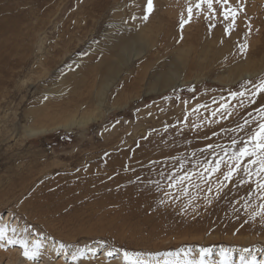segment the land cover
Here are the masks:
<instances>
[{"label": "rangeland", "instance_id": "374dc122", "mask_svg": "<svg viewBox=\"0 0 264 264\" xmlns=\"http://www.w3.org/2000/svg\"><path fill=\"white\" fill-rule=\"evenodd\" d=\"M230 3L243 11L225 35L218 6L211 30L203 10L197 17L194 7L181 29L188 0H153L146 20L147 0H0V221L28 228L30 242L47 240L50 249L59 242L98 249L85 255L89 264H98L105 249L157 253L186 246L241 247L264 258V221L251 218L259 209L242 192L253 184L240 185L234 176L216 198L226 171L221 165L209 178L211 192L208 182L193 176L191 190L201 187L198 205L185 207L190 198L179 187L154 178L202 173L206 161L225 155L223 149L230 155L232 140L245 135L231 130L264 105V93L244 106L230 95L264 77V0ZM249 23L248 48L241 53ZM88 116L97 120L61 126ZM30 126L49 131L28 136ZM91 158L96 163L89 173L73 166ZM145 170L152 181L141 199L137 192H112L110 183L126 177L139 182ZM157 245L165 249L154 250ZM0 252L24 258L19 245ZM44 253L22 263L49 264L52 257ZM57 256L69 264L64 254Z\"/></svg>", "mask_w": 264, "mask_h": 264}, {"label": "snow or ice", "instance_id": "6c2138e0", "mask_svg": "<svg viewBox=\"0 0 264 264\" xmlns=\"http://www.w3.org/2000/svg\"><path fill=\"white\" fill-rule=\"evenodd\" d=\"M217 6L219 8V15L222 17L219 20V23L224 26V34L231 35V33L236 29L237 17L240 12L243 11V6L239 5L234 6L230 3V0H196L194 6L188 0L187 7V18L181 14L180 17V28L183 29L184 26L191 22L193 18V7L196 9V16L201 15V10H203V15L205 20L210 21L209 30L216 26L217 22ZM154 9L153 0H147L146 4V13L144 19H148V13H151ZM135 17H133L134 19ZM248 32L245 33V39L243 43L238 44L239 51L241 53H246L248 48L247 36L251 32V24H247ZM223 42V41H221ZM251 85V87H247ZM241 91L232 92L230 95L235 97H241L240 104L244 106V100L247 99L249 103L254 104L255 97L264 93V77L260 78L257 83L253 84L251 81H245L244 84H241ZM200 107V106H198ZM221 108L227 110L229 105L222 104ZM219 111V109L217 110ZM257 115L252 116V113H249L248 116L251 119L245 118L243 123L237 125L235 129H232L233 132L244 131L245 135L240 137L239 140H232L233 150L231 154H228V149H223L225 155L221 156L219 159L213 162L206 161L204 164V172L202 173H183L182 175H176L175 173L168 176L170 183L167 185L170 189L178 188L180 191L187 195L188 188L184 186V182L187 181L189 185L192 183L193 176H196L198 179L204 182H208V192L212 191L209 178L221 171V165L226 166V171H223V179L218 180L216 187V198H219L220 192L227 186L225 181H232L234 176H239L240 179L238 183L240 185L250 184L253 177H255V187L248 193L249 197H255L258 200L264 201V105H261L259 108L255 109ZM232 113L229 111L228 115ZM216 115V112L213 113ZM255 123L254 127H250ZM196 127V125H194ZM250 130H247L249 129ZM213 146L208 145V148L211 149ZM215 155V153H213ZM227 156V159H225ZM245 158H249L246 163L243 161ZM207 173V175H205ZM243 173V175H241ZM163 175V174H162ZM162 187L159 182H157V188ZM195 187L199 188L200 185L196 184ZM165 196L171 198L170 194L165 192ZM178 199V197H177ZM207 203H211V199L206 197ZM160 203H165L164 199L160 200ZM192 200L187 201L188 205H191ZM245 208L249 207L246 202L244 205ZM259 211L253 212L251 218L255 219L256 216H260L261 220L264 221V202H261L258 205ZM7 226L0 227V241H6V243H0V248H6L9 245H19L22 249V256L30 261H37L41 256V249L43 247L41 241L33 240L29 241L27 235L17 234L15 228L11 229L12 235H8ZM24 233L28 232V228L22 230ZM56 243V242H54ZM105 242L101 241V247ZM87 252H91L95 255L98 249L89 248L87 245L84 247H75L72 245H66L62 242L58 243L56 247V252L59 255L63 253L67 258L69 264H76L82 257L85 256ZM198 251V255L196 252ZM235 250L233 248L216 246V251L214 252L213 247H199L194 249L191 246L181 247L177 250H169L165 252L157 253H143V252H130L125 249H113L105 253L106 256H113V253L116 252L118 255H122L123 264H235L233 260L232 253ZM264 251V249H262ZM244 253H249L250 259L244 255ZM216 258H213V257ZM239 264H264V260H257L256 256L251 249H243L239 258Z\"/></svg>", "mask_w": 264, "mask_h": 264}, {"label": "bare ground", "instance_id": "6f19581e", "mask_svg": "<svg viewBox=\"0 0 264 264\" xmlns=\"http://www.w3.org/2000/svg\"><path fill=\"white\" fill-rule=\"evenodd\" d=\"M248 75L251 77L252 76V73L250 74V73H248ZM97 120V118H96V116H88V117H84V118H81V119H79L78 121H73L74 119H71L70 120V122L69 123H67V124H63V125H61L62 127H71L72 125H81V126H84V125H86L89 121H91V120ZM47 131H49V129L47 128V127H43V126H40V127H29V129L27 130V135L28 136H31V135H36V134H41V133H44V132H47ZM25 133V134H26ZM86 161H90V162H92L91 163V165H88V163L86 162ZM95 160L93 159V158H91L90 160H84V161H79V162H77V163H74V165L73 166H75V168L77 169H80L81 171H85V172H91V171H93V170H95V163L96 162H94ZM118 161V163L117 164H119L120 163V161L119 160H117ZM115 163V162H114ZM126 163V162H125ZM124 163V164H125ZM145 164V163H144ZM106 165H108V164H106ZM132 165V164H131ZM135 165V164H134ZM129 166V165H128ZM156 167V166H155ZM70 168V167H69ZM124 168V167H123ZM133 168V167H132ZM146 169V168H145ZM148 169V168H147ZM68 171H70V170H68ZM133 171L134 172H136L137 171V169H134L133 168ZM89 175H91V174H89ZM87 176V177H90V176ZM159 178H157V177H154V178H156L157 180H160V178L161 179H167L168 178V176L169 175H167L166 173H163V175L162 174H160V175H157ZM141 178H136L137 180H139V182H136V183H134L133 181L135 180H131V178L130 179H128V177H126V181H125V183H119L118 181H116V182H113V183H110L111 185V187H113V188H115L114 189V191L112 190V192H115V194L116 195H118V196H121V197H125V196H128V195H130V194H133V193H135V192H137V193H139V195H141L140 197H138V198H136V200L137 199H141V197H142V195H144V191L146 190V186H149L148 185V182L149 181H152V177H151V174H149V172L147 171V170H145L144 171V174L142 175V176H140ZM255 177H253V179H252V182H251V185L253 184L254 186H255ZM94 180V179H93ZM156 180V181H157ZM42 181V180H41ZM45 181H47V178L46 179H44V182ZM49 181V180H48ZM112 181V180H111ZM136 181V180H135ZM43 182V181H42ZM93 183V181L90 179V178H88L87 180H86V183ZM154 183V182H153ZM194 185V184H193ZM193 185H189V184H186V187L188 188V194H187V196H188V198H190L191 200H192V205L193 206H197L198 205V203H197V199H196V195H198V194H200V191H201V187H199V188H197V187H194L192 190H191V187L193 186ZM107 186V185H106ZM250 186V185H249ZM180 190V189H179ZM177 191V190H176ZM244 191V196H245V198H247V197H249V195H248V193L251 191L247 186L246 187H244L243 189H242V192ZM179 192V191H178ZM109 193V192H108ZM198 193V194H197ZM211 195V194H210ZM130 197V196H129ZM132 197V196H131ZM177 197V196H176ZM207 197V195L205 196V198ZM114 198V197H113ZM214 197H213V195H211L210 196V198L209 199H213ZM252 200L254 201L253 202V204L255 205V207L257 208V209H259L258 208V205L261 203V202H264V201H261V200H258V199H256L255 197H253L252 198ZM4 226H7V228H8V235L9 236H11L12 235V232H11V229H13V228H15L16 230H17V234H19V235H24V232L22 231L23 229L20 227L19 229H18V226L17 225H11V224H8V225H6L4 222H2V221H0V227H4ZM21 232H23V233H21ZM33 240H35V238L34 239H31V241H33ZM37 240V239H36ZM29 241H30V239H29ZM39 241H41V243H42V245H43V247H42V249H41V251H44L45 253L44 254H46L47 256H49V257H52V259L48 262L49 264H64V262H63V260H61V257L60 258H57L58 256H57V252H56V248H51L50 249V242H48L47 240H40L39 239ZM161 245V244H160ZM160 245H157V246H155L154 247V250H162V248H164L165 246H160ZM222 246V245H221ZM58 247V246H57ZM75 247V246H74ZM151 247V246H150ZM158 247V248H157ZM224 247H229V248H233L235 251L234 252H236V253H238V258H237V261H234L235 262V264H239V258H240V255H241V251L244 249H242L241 247L240 248H236V247H230V246H224ZM165 249V248H164ZM196 249V248H195ZM214 249H216V247L214 248ZM107 250L108 249H105L104 250V252H103V254H101L100 255V257H98L97 258V263L98 264H118V262H119V260L122 258V257H118L119 255H115V258H113V259H111L110 261H105L104 260V255H105V253L107 252ZM109 251V250H108ZM233 252V253H234ZM89 252H87L86 251V254L85 255H87ZM0 254H3V253H1L0 252ZM9 254V253H8ZM6 255V257L4 256H1L0 255V258L2 259V260H0V263H3V262H5V264H23L22 262L24 261V262H26L27 261V259L26 258H20V253H13V254H10V256L9 255ZM63 254V253H62ZM91 254V253H90ZM245 254V253H244ZM196 255H198V253L196 252ZM44 256V255H43ZM62 256V255H61ZM88 256V255H87ZM87 256H85V257H82L80 260L82 261V263L83 264H87ZM89 257H91V255L89 256ZM235 256L233 255V258H234ZM57 258V259H56ZM213 258H216L215 256L213 257ZM261 260H264V258H262ZM30 261V260H29ZM28 262V261H27ZM120 263V262H119ZM26 264H28V263H26ZM31 264V263H30ZM88 264H89V262H88Z\"/></svg>", "mask_w": 264, "mask_h": 264}]
</instances>
